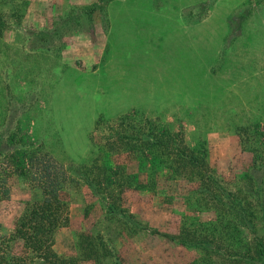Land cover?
Masks as SVG:
<instances>
[{"label": "rangeland", "instance_id": "rangeland-1", "mask_svg": "<svg viewBox=\"0 0 264 264\" xmlns=\"http://www.w3.org/2000/svg\"><path fill=\"white\" fill-rule=\"evenodd\" d=\"M53 172L52 264H264V0H0V257Z\"/></svg>", "mask_w": 264, "mask_h": 264}, {"label": "trees", "instance_id": "trees-1", "mask_svg": "<svg viewBox=\"0 0 264 264\" xmlns=\"http://www.w3.org/2000/svg\"><path fill=\"white\" fill-rule=\"evenodd\" d=\"M145 144H147L150 151L151 162L156 164L154 172L148 178L152 182L153 175L158 179V166L163 165L168 172L171 171V168L165 165L166 162L162 161L159 154H155V151H158V147H164L157 138H148ZM152 147H157V149L152 151ZM154 185H156L155 182ZM44 188L47 192L44 200L29 213L27 219L19 224L17 235L8 242V245L10 243L13 248L21 246V249L17 248L19 251L12 250L13 257H10L11 253L6 255V257H0L3 263L20 264L21 260L22 264H52L51 261L55 257L50 252L53 234L63 222L66 223L69 219L65 213L67 203L60 194L62 184L56 180V173L53 172L52 174L50 173V177L49 175L47 176Z\"/></svg>", "mask_w": 264, "mask_h": 264}]
</instances>
